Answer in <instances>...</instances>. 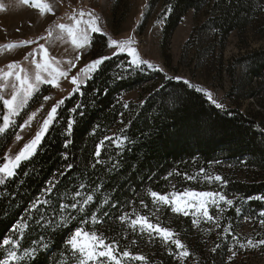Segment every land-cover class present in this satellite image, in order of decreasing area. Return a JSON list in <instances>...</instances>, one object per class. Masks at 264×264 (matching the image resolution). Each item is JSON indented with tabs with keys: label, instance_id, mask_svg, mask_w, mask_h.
Listing matches in <instances>:
<instances>
[{
	"label": "trees",
	"instance_id": "trees-1",
	"mask_svg": "<svg viewBox=\"0 0 264 264\" xmlns=\"http://www.w3.org/2000/svg\"><path fill=\"white\" fill-rule=\"evenodd\" d=\"M158 4L162 7L159 18L164 50L189 10L207 14L198 33L213 34L219 49L233 31L241 35L252 30L264 38V0H149L148 8ZM106 47L107 37L94 33L90 54L97 48L95 57H100ZM129 60L126 54L112 56L92 73L80 92L65 97L35 155L21 163L15 177L0 185V259L12 250L2 245V239L11 236L19 239L21 247L15 250L20 256L25 249H37L35 259L24 257L18 264H76L66 241L77 227L102 233L109 241H116L121 251L129 250L124 233L130 225L119 217L125 213L132 218L144 215L152 203L149 191L163 194L205 189L222 192L233 200L231 206L219 202L216 236L211 238L208 254L210 264H229L230 249L241 255V261L234 258L231 264L264 258V247L240 248L236 239L240 243L249 237L264 239V226L259 223L264 219L260 216L264 199H256L264 197V124L239 109L217 108L191 83L166 79L172 76L156 67H130ZM235 64L243 69V79L259 80L264 93V50L241 55ZM234 76L232 71L231 78ZM242 82L239 85L244 87ZM133 90L140 91L137 100L122 99ZM40 94L29 101L14 125L0 134V162L4 148ZM69 119L75 121L70 135L66 132ZM105 136L113 140L126 136L127 140L121 147L105 140L96 157V146ZM65 140H71L67 148ZM69 164L71 168H67ZM216 175L226 183L206 178ZM49 181L56 186L45 195ZM75 191H80L81 197H75ZM87 194L94 199L83 213L59 207ZM37 198L48 203L30 211ZM93 213L103 223L93 224ZM68 214L73 219L60 226L61 216ZM244 221L252 223L250 234L240 232ZM22 222L28 226L20 239L13 228ZM153 257L155 264L170 263L160 252ZM124 264L134 263L125 259Z\"/></svg>",
	"mask_w": 264,
	"mask_h": 264
},
{
	"label": "rangeland",
	"instance_id": "rangeland-1",
	"mask_svg": "<svg viewBox=\"0 0 264 264\" xmlns=\"http://www.w3.org/2000/svg\"><path fill=\"white\" fill-rule=\"evenodd\" d=\"M148 1L50 0L56 14L41 15L38 10L30 6L18 5L16 0H0V5H3V8H0V45L18 43L23 40L35 41L34 44L11 50L0 48V68H6L10 62L18 61L29 74H32L35 71V66L32 64L33 57L29 54L34 49H38L39 44H45L49 50V55L61 62L59 67L62 69L67 70L70 67L68 61L76 63V68L69 72L68 78L60 80L59 88L41 84L39 90L29 99L30 101L41 91L37 102L27 111L19 126L24 123L32 112H36L35 118L30 126L25 127L23 130L18 127L15 133V135L20 134L23 139L16 141L14 135L4 148L2 158L6 152L14 155L23 147L24 143L34 137L53 104L73 93L74 86L70 83L71 76L76 75L79 69L91 60L98 58L95 57V53L98 51L97 48L90 54L91 43L83 49H77L70 43L66 35L63 39L57 38L59 30L56 29V25L58 23L71 24L72 21L69 17L73 12L78 13L81 9L85 12H93L99 17V24L103 31L98 34H103L106 37L111 36L114 39H125L132 36L137 42L135 47L138 48L141 58L148 60L153 67L163 69L169 76L183 77L184 80L190 81L192 85L210 91L213 97L224 105L220 109H239L256 116L258 121L264 124V93L260 88L259 80L248 79V77L243 79V69L235 64L236 58L241 55L264 50V38L257 36L252 30H247L241 35L233 31L228 35L222 49H219V42L213 34L208 32L198 33L197 28L204 22L207 14L203 11L195 13L189 10L174 30L171 40L166 50H164L161 45L163 23L162 19L159 18L162 7L158 4L149 9ZM84 19L87 20L88 17L85 16ZM50 26L53 30V37L48 38L47 30ZM93 34L89 33L90 41ZM40 37H45V39H39ZM111 52L112 49L106 47L101 56H111ZM78 54H82V56L77 62L76 56ZM25 56H28V59H24ZM36 59H40L38 52ZM232 71L235 73V79L231 78ZM239 78L238 82L237 79ZM240 82L244 84V87L239 85ZM4 94L10 96L11 89H6ZM139 94V90L129 91L122 95V99L137 100ZM243 94L249 96L245 97ZM45 96H49L51 99L45 101ZM41 105H43V108H41ZM38 109L39 111H37ZM3 111V106L0 104L1 115ZM17 117H13V120L16 121ZM238 175L242 176V173L238 172ZM195 191L218 192L212 189ZM168 193H172V191ZM212 208L214 211H212ZM194 211V209L190 210V214L185 216L182 213L172 212L170 206L152 202L145 209L144 216H147L152 223H159L162 227L172 229L177 234L176 238L181 240L191 255L186 258H178L180 250L171 242H164L159 236H150L147 232L141 233L138 227L133 230L129 226L124 233L129 250L134 255H143L147 258L146 262L133 260V263L155 264V257L153 256L160 252L161 257L164 254L169 257L170 263L168 264H210L208 254L211 249V238L216 236L214 232L220 205L219 207L209 205V212L216 218L215 222L206 221L198 214L197 217H194L191 214ZM194 218H199V224H193ZM251 231L252 223L244 221L240 232L250 234ZM235 258L241 261L240 254L236 255ZM245 263L264 264V258L251 257Z\"/></svg>",
	"mask_w": 264,
	"mask_h": 264
},
{
	"label": "snow or ice",
	"instance_id": "snow-or-ice-1",
	"mask_svg": "<svg viewBox=\"0 0 264 264\" xmlns=\"http://www.w3.org/2000/svg\"><path fill=\"white\" fill-rule=\"evenodd\" d=\"M16 3L18 5L30 6L38 10L41 15L56 14L50 0H16ZM0 8H3V5H0ZM85 16L88 17L87 20L84 19ZM69 19L72 21L71 24L58 23L56 25V29L59 30L57 38L63 39L66 35L70 43L77 49H83L91 43L89 33H101L103 31L99 24V17L93 12H85L81 9L78 13L73 12ZM47 37H53V30L51 26L47 30ZM39 39H45V37H40ZM34 43L35 41L33 40H23L18 43L13 42L0 45V48L11 50L13 48L23 47ZM136 43L137 42L132 36H128L125 39H114L111 36H108L107 47L112 49L111 56L105 55L93 59L83 68L79 69L76 75L71 76L70 83L74 86L72 91L80 92L82 85L91 79L92 73L99 70L100 66L103 65L105 61L111 59L112 56H117L121 53H126L128 57H130V60L128 61V65L130 67L134 66L139 68L143 64L148 65V67H153L148 60L141 58L138 48L135 47ZM37 52L40 54L39 60L36 59ZM29 55H32V64L35 66V71L32 74H29V72L18 61L10 62L7 64L6 68H0V104H2L4 109L2 115H0V134L6 133V131L14 125L15 121L13 120V117L20 115V112L26 106L29 99L39 90L41 84H48L54 88H59L60 80L62 78H68L69 72H71L73 68H76V63L72 61H68L70 67L67 70L59 67L61 62L55 57L49 55V50L45 44H39L38 49H34ZM81 56L82 54H78L76 56L77 62L81 59ZM24 59H28V56H25ZM159 70L163 71V69ZM165 78L184 80V78L180 76H166ZM184 83L190 84V81L184 80ZM191 86L196 88L197 91L204 92L207 99L217 108L224 107L223 104L219 103L213 97V94L210 91H207L202 87H197L196 85ZM161 87H163V85ZM9 88L11 89V94L10 96H6L4 94L5 90ZM69 95H71V93ZM50 99L51 97L49 96L44 97L45 101ZM63 103L64 100L61 99L53 104L51 109L48 111L47 116L44 118L39 131H37L34 137H32L27 143H24L23 147H21L18 152L14 155L10 154V152H6L4 154L2 162H0V185L5 184L7 180L15 177L17 169L20 167L21 163L30 160L35 155L43 137L48 132L50 126L56 118L59 106ZM124 106L127 107V104ZM77 107H79V105H77ZM41 108H43V105H41ZM37 111H39V109ZM71 111L75 112L76 108L71 109ZM35 116L36 112H32L24 123L19 126L21 130L30 126ZM74 123L75 121L72 119L67 121L66 132L68 135L71 134ZM22 139L23 137L20 134L15 135L16 141H21ZM105 140L111 141L118 147H121L124 141L127 140V137L123 136L113 140V137L105 136L104 140L100 141V143L96 146V157L100 156ZM70 143L71 140H65L64 147L67 148ZM65 159H67V154H65ZM71 167V164L67 165V168ZM201 171H203V169H201ZM60 174L63 175L62 172ZM192 178L193 177H188V179ZM206 178L226 183L224 178L220 175H216L215 177L209 176ZM48 183L49 187L44 190L45 195L51 193L56 186L52 181H49ZM80 187L83 188L84 185H80ZM149 195L151 196L154 204L160 203L170 206L172 212L174 213H182L187 216L190 214V210L194 209L195 211L191 213L194 217H197L198 214L199 217H202L206 221L213 222L216 221V218L209 212L210 204L219 207V202L223 201L229 206L233 205V200L228 199L222 192H198L195 190H185L180 193L172 192L162 194L156 191H149ZM74 196L81 197V192L75 191ZM93 199L94 197L92 194H87L86 197L81 200L72 202L68 205L61 204L59 207L61 209L70 207L83 213L86 206L92 203ZM249 199H252V197H249ZM256 199H264V197H256ZM104 202L107 203V200ZM47 203V199L41 200L37 198L31 204L29 210H36L39 206ZM141 204L143 205L144 202L141 201ZM144 206L147 207V205ZM237 211H239V209H237ZM260 216L264 217V211H261ZM68 219H73L71 214H68L67 217L61 216L62 223L60 226H63ZM119 220L122 223H128L133 230L138 227L141 233L147 232L150 236H159L164 242H171V244L175 245V247L180 250L178 258H186L191 255L181 240L176 238L177 234L172 229L162 227L159 223H152L147 216L137 214L135 215V218H132L125 213L119 217ZM91 222L93 224L103 223V221L100 220L95 213L91 215ZM259 223L261 226H264V219H260ZM193 224H199V218H194ZM27 226L26 222H22L14 226L13 231L17 232L19 238L22 239L23 231ZM225 231L228 232L230 229H225ZM236 239L240 248L247 247L255 249L257 247H264V239L253 240L249 237L244 243H240L238 237ZM66 244L70 249L71 257L75 260L76 264H124L125 259L142 262H146L147 259L143 255H134L127 249L121 251L119 244L116 241H109L102 233L97 231H86L80 227H77L75 231L72 232L70 238L66 241ZM2 245L6 248L11 246L12 250H8L7 255L0 259V264H18V262L24 257L35 259L37 255V249L35 248L25 249L23 257L18 255L15 249H19L21 247L19 239H14L11 236L3 238ZM212 251H216V249L214 248ZM229 251L231 254L227 259L229 264H231L237 255V252L233 249H230Z\"/></svg>",
	"mask_w": 264,
	"mask_h": 264
}]
</instances>
